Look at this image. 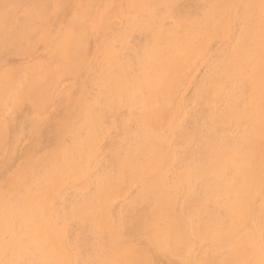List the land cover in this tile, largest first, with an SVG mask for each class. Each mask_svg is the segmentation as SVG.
I'll return each instance as SVG.
<instances>
[{
	"label": "rangeland",
	"instance_id": "374dc122",
	"mask_svg": "<svg viewBox=\"0 0 264 264\" xmlns=\"http://www.w3.org/2000/svg\"><path fill=\"white\" fill-rule=\"evenodd\" d=\"M0 2V264H264V0Z\"/></svg>",
	"mask_w": 264,
	"mask_h": 264
},
{
	"label": "bare ground",
	"instance_id": "6f19581e",
	"mask_svg": "<svg viewBox=\"0 0 264 264\" xmlns=\"http://www.w3.org/2000/svg\"><path fill=\"white\" fill-rule=\"evenodd\" d=\"M1 1V0H0ZM0 3H2V2H0ZM20 9V8H19ZM25 10V9H24ZM80 10V9H79ZM78 10V11H79ZM12 11V10H11ZM23 11V10H22ZM26 11V10H25ZM10 12V11H9ZM11 13V12H10ZM12 13H13V11H12ZM24 13V12H23ZM26 13V12H25ZM15 14H16V12H15ZM35 15H36V12H35ZM13 16L15 17V15L13 14ZM13 16H11L12 18H13ZM11 17H9V18H11ZM39 17V16H38ZM11 18V19H12ZM15 18H13V20H14ZM46 19V18H45ZM14 22H15V20H14ZM9 26V25H8ZM7 26V27H8ZM38 30V29H37ZM4 33V32H3ZM7 42H10V41H7ZM73 42V41H72ZM69 45V44H68ZM14 69V68H13ZM122 78V77H121ZM121 83V82H120ZM117 86V85H116ZM120 86V85H119ZM158 111V110H157ZM46 144V143H45ZM2 158V157H1ZM163 160H164V158H163ZM249 207V206H248ZM248 214V213H247ZM173 217V216H172ZM175 217V216H174ZM173 217V218H174ZM249 217V216H248ZM243 218V217H242ZM172 219V218H171ZM239 219V218H238ZM176 220V219H175ZM168 224V223H167ZM248 226V225H247ZM251 227V226H250ZM178 228H180V227H178ZM242 228V227H241ZM182 229V228H181ZM246 229V228H245ZM179 230V229H178ZM170 232V231H169ZM185 232V231H184ZM179 233V232H178ZM177 233V234H178ZM183 234V233H182ZM222 234V233H221ZM178 236V235H177ZM228 236V235H227ZM232 236V235H231ZM179 237V236H178ZM180 237H182V236H180ZM184 238V237H183ZM224 239V238H223ZM181 241H182V239H181ZM226 241V240H225ZM184 242V241H183ZM189 243V242H188ZM218 243V242H217ZM224 243V242H223ZM255 243V242H254ZM178 244V243H177ZM186 244V243H185ZM251 244V243H250ZM124 253V252H123ZM260 255V254H259ZM138 262V261H137Z\"/></svg>",
	"mask_w": 264,
	"mask_h": 264
}]
</instances>
